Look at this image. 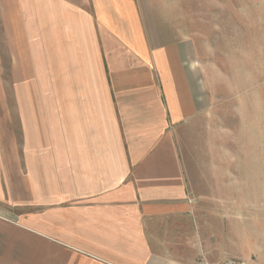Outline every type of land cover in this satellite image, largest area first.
I'll list each match as a JSON object with an SVG mask.
<instances>
[{
	"label": "crops",
	"instance_id": "0c3cea01",
	"mask_svg": "<svg viewBox=\"0 0 264 264\" xmlns=\"http://www.w3.org/2000/svg\"><path fill=\"white\" fill-rule=\"evenodd\" d=\"M24 1L3 18L0 264H264V168L210 133L186 5Z\"/></svg>",
	"mask_w": 264,
	"mask_h": 264
},
{
	"label": "rangeland",
	"instance_id": "374dc122",
	"mask_svg": "<svg viewBox=\"0 0 264 264\" xmlns=\"http://www.w3.org/2000/svg\"><path fill=\"white\" fill-rule=\"evenodd\" d=\"M30 1L33 4L41 2ZM62 1L88 7V0ZM175 1L181 13H184L186 5L193 38L202 45L210 66L214 65L210 71L211 103L219 106L212 112L214 118L219 114L224 125L210 126V133L219 129L213 134L224 138V144L220 146L230 153L231 162H235V158L237 161L239 152L241 157L244 156L241 152H250L255 159L248 166L259 172L264 168V0ZM14 2L0 0V62L6 86H9L10 70L3 22L5 19L14 24V14L17 13ZM23 2L19 4L22 11L23 6L25 9ZM10 38L15 43L13 37ZM19 48L22 64L19 72L24 76L23 48ZM216 98L222 100L217 102Z\"/></svg>",
	"mask_w": 264,
	"mask_h": 264
},
{
	"label": "built area",
	"instance_id": "2783aa9c",
	"mask_svg": "<svg viewBox=\"0 0 264 264\" xmlns=\"http://www.w3.org/2000/svg\"><path fill=\"white\" fill-rule=\"evenodd\" d=\"M223 264H249V263L244 262V261H240V260H231V261H227Z\"/></svg>",
	"mask_w": 264,
	"mask_h": 264
}]
</instances>
